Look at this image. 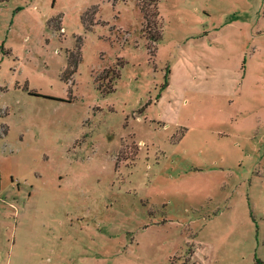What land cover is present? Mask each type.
<instances>
[{
  "label": "rangeland",
  "instance_id": "1",
  "mask_svg": "<svg viewBox=\"0 0 264 264\" xmlns=\"http://www.w3.org/2000/svg\"><path fill=\"white\" fill-rule=\"evenodd\" d=\"M157 11L0 0V264H264V0Z\"/></svg>",
  "mask_w": 264,
  "mask_h": 264
},
{
  "label": "trees",
  "instance_id": "2",
  "mask_svg": "<svg viewBox=\"0 0 264 264\" xmlns=\"http://www.w3.org/2000/svg\"><path fill=\"white\" fill-rule=\"evenodd\" d=\"M134 1L136 2V5L138 6V8L143 12L145 16L144 19L146 20L147 23L150 20H155V18H157V14H158L157 6L160 0H134ZM152 16H154V19H151ZM151 36H152L151 38H154L156 41L159 39V36H155V37L153 35ZM73 66L78 67V62L73 61ZM119 76L120 75L118 74L115 76V78L118 79ZM112 88H111V91H112Z\"/></svg>",
  "mask_w": 264,
  "mask_h": 264
}]
</instances>
